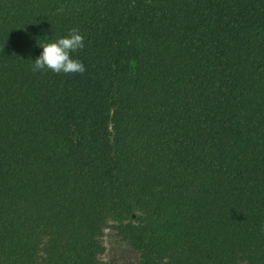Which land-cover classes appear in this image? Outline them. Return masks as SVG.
I'll return each mask as SVG.
<instances>
[{
  "label": "trees",
  "instance_id": "16d2710c",
  "mask_svg": "<svg viewBox=\"0 0 264 264\" xmlns=\"http://www.w3.org/2000/svg\"><path fill=\"white\" fill-rule=\"evenodd\" d=\"M72 28L86 71L34 72ZM107 226L264 264V0H0V264H107Z\"/></svg>",
  "mask_w": 264,
  "mask_h": 264
},
{
  "label": "clouds",
  "instance_id": "9594fccd",
  "mask_svg": "<svg viewBox=\"0 0 264 264\" xmlns=\"http://www.w3.org/2000/svg\"><path fill=\"white\" fill-rule=\"evenodd\" d=\"M58 11H62V8L58 9ZM39 46L43 51L34 60L32 68L34 72L51 70L56 74H83L86 71L82 61L72 57L73 53L82 50L84 47V38L79 29L72 28L68 36L59 38L54 42L43 43Z\"/></svg>",
  "mask_w": 264,
  "mask_h": 264
},
{
  "label": "rangeland",
  "instance_id": "374dc122",
  "mask_svg": "<svg viewBox=\"0 0 264 264\" xmlns=\"http://www.w3.org/2000/svg\"><path fill=\"white\" fill-rule=\"evenodd\" d=\"M111 223V222H109ZM103 252L100 258L107 264H137L140 253L107 226L101 236Z\"/></svg>",
  "mask_w": 264,
  "mask_h": 264
}]
</instances>
